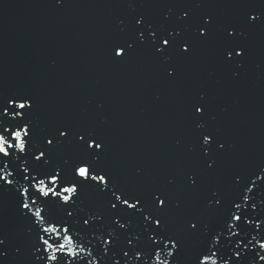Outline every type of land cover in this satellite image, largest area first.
<instances>
[{
    "label": "water",
    "instance_id": "water-1",
    "mask_svg": "<svg viewBox=\"0 0 264 264\" xmlns=\"http://www.w3.org/2000/svg\"><path fill=\"white\" fill-rule=\"evenodd\" d=\"M129 3L0 0V102L21 92L34 97L37 144L46 143L45 134L61 125L96 129L107 140L102 166L119 184L146 196L166 187L181 201V210H171V228L180 229L190 215L214 225L217 218L205 206L209 190L218 188L227 199L235 175L247 177L264 168V24L245 28L243 67L220 59L223 28L239 24L249 11H264V0H134L135 11ZM189 7L194 21L211 14L216 32L206 43H195L190 56L174 57V77L165 75L166 66L146 48L123 62L112 59L113 45L133 34L137 14L158 25L171 9V26ZM201 93L207 114L197 128L191 102ZM202 132H213L227 144L211 171L201 158ZM82 155L75 143L65 142L52 152L51 163L70 175ZM191 171L200 173L198 190L186 188ZM254 193L264 199V192ZM80 200L90 211H106L105 199L90 185L81 190ZM51 211L61 214L55 205ZM28 227L16 196L0 191V232L8 238L9 252L0 264H30L34 238ZM88 239L81 232L70 247L79 251V242ZM198 247L199 240L189 238L180 264H191Z\"/></svg>",
    "mask_w": 264,
    "mask_h": 264
},
{
    "label": "snow or ice",
    "instance_id": "snow-or-ice-1",
    "mask_svg": "<svg viewBox=\"0 0 264 264\" xmlns=\"http://www.w3.org/2000/svg\"><path fill=\"white\" fill-rule=\"evenodd\" d=\"M129 7L135 11L134 0H130ZM172 16L170 9L164 14V22L157 25L137 14L133 34L113 45L112 59L123 62L138 49L146 48L166 66L165 75L174 77V57L190 56L195 43L214 38L216 27L211 14L194 21L190 7L182 10L170 26L167 22ZM257 23L264 24V11H249L239 24L223 28V63L243 67L247 55L245 28ZM204 100L201 93L191 102L197 128L202 127L199 121L207 114ZM34 112L35 99L27 93H16L0 102V191L16 196L19 213L29 223L27 232L34 238L30 264H180L192 237L199 240V247L191 253V264L264 261V242L253 235L264 239V199L257 200L254 193V189L264 192V168L247 177L235 175L233 193L227 199L218 188L209 190L205 206L217 218L214 225L201 216L190 215L180 229L174 230L170 227V213L172 209L181 210L182 203L171 190L157 187L146 196L119 184L102 166L107 140L96 129L61 125L45 134L46 143H35ZM65 142L75 143L83 153L71 165L70 175L64 166L51 163L52 152ZM199 148L206 170L211 171L227 144L213 132H202ZM200 184L198 171L187 173L188 190H198ZM89 185L105 199V212L81 207V190ZM53 205L61 209V214L53 215ZM81 232L87 233L89 239L86 243L81 240L76 251L70 246L77 243L74 236L79 238ZM7 239L0 232V262L9 255ZM21 252L20 247L15 248L17 255ZM80 252L85 255L80 256Z\"/></svg>",
    "mask_w": 264,
    "mask_h": 264
}]
</instances>
